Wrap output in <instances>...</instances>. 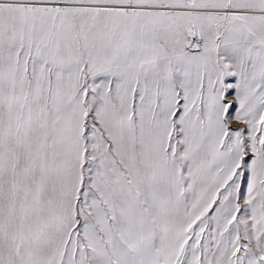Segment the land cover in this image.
Listing matches in <instances>:
<instances>
[{"label":"snow or ice","instance_id":"1","mask_svg":"<svg viewBox=\"0 0 264 264\" xmlns=\"http://www.w3.org/2000/svg\"><path fill=\"white\" fill-rule=\"evenodd\" d=\"M0 264H264V0H0Z\"/></svg>","mask_w":264,"mask_h":264}]
</instances>
